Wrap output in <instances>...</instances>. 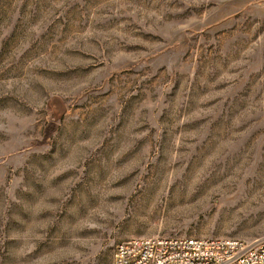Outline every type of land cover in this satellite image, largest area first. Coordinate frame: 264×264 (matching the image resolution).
<instances>
[{"label":"rangeland","instance_id":"1","mask_svg":"<svg viewBox=\"0 0 264 264\" xmlns=\"http://www.w3.org/2000/svg\"><path fill=\"white\" fill-rule=\"evenodd\" d=\"M131 236L264 238V0H0V264Z\"/></svg>","mask_w":264,"mask_h":264},{"label":"built area","instance_id":"2","mask_svg":"<svg viewBox=\"0 0 264 264\" xmlns=\"http://www.w3.org/2000/svg\"><path fill=\"white\" fill-rule=\"evenodd\" d=\"M112 264H264V238L131 236L115 244Z\"/></svg>","mask_w":264,"mask_h":264}]
</instances>
